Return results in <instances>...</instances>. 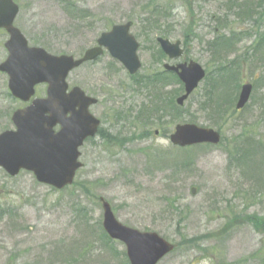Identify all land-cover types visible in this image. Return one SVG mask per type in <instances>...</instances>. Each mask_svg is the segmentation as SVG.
I'll return each instance as SVG.
<instances>
[{
	"label": "rangeland",
	"instance_id": "1",
	"mask_svg": "<svg viewBox=\"0 0 264 264\" xmlns=\"http://www.w3.org/2000/svg\"><path fill=\"white\" fill-rule=\"evenodd\" d=\"M15 1L16 26L30 46L54 56L79 59L102 32L133 21L140 78L162 70L158 37L181 41L185 61L208 72L223 65L238 71L222 68L228 81L215 98L209 76L179 118L160 113L155 96L108 53L73 71L70 88L98 100L91 113L101 130L81 148L84 167L63 191L40 185L31 173L12 179L0 169V264H127L124 245L102 232L99 198L126 227L176 245L159 264H264L263 0ZM216 37L232 48L227 59L207 53ZM6 40L0 33V64ZM7 83L0 74V133L13 130L10 118L24 107ZM243 83L253 93L235 114ZM45 91L41 86L35 97ZM146 105L151 114L139 121ZM179 123L218 131L221 144L174 149L168 136Z\"/></svg>",
	"mask_w": 264,
	"mask_h": 264
},
{
	"label": "water",
	"instance_id": "2",
	"mask_svg": "<svg viewBox=\"0 0 264 264\" xmlns=\"http://www.w3.org/2000/svg\"><path fill=\"white\" fill-rule=\"evenodd\" d=\"M19 11L13 0H0V30L9 34L5 43L8 58L0 65V72L9 77L8 87L12 96L27 103L34 95L37 84L49 85L48 99H37L25 110L13 115L16 132L6 131L0 135V167L15 177L20 170L34 173L39 183L63 189L71 185L79 163V148L88 137L96 133L99 122L89 116V108L96 100L89 99L75 88L67 94L66 79L69 72L82 63L97 59L106 48L110 54L123 63L134 74L140 68L137 57L138 44L129 35L131 23L114 26L110 33H104L98 41L99 48L91 49L82 60L73 57H53L39 48H29L22 33L14 26ZM161 48L171 59L182 55L180 42L171 44L159 40ZM165 69L178 74L185 85L186 95L178 99L183 104L204 78V71L195 63ZM237 109L249 101L252 87L245 85ZM60 126L55 133L54 127ZM171 143L189 147L202 143L219 144L220 135L213 130L195 125H179ZM103 202V201H102ZM105 229L112 238L121 240L127 246L130 264H157L173 247L156 233H139L116 223L110 207L103 202Z\"/></svg>",
	"mask_w": 264,
	"mask_h": 264
},
{
	"label": "trees",
	"instance_id": "3",
	"mask_svg": "<svg viewBox=\"0 0 264 264\" xmlns=\"http://www.w3.org/2000/svg\"><path fill=\"white\" fill-rule=\"evenodd\" d=\"M67 2V0H66ZM135 84L137 86H139L140 88H144L146 90H148L152 95L155 96V100L154 102H156V100H158L159 105H157L158 107V111H160V113H165L166 110V105H167V101L171 103H174L173 101V94L167 95L169 94L168 92H166V88L172 86L174 83L176 84L177 80L175 78H172L170 76H165V75H155L154 78H150V77H145V78H138L136 80H134ZM167 96V97H166ZM163 104V105H161ZM151 107L146 105L144 106L141 111L139 112L140 117L142 118H146L149 114H151V110H149ZM208 108V107H206Z\"/></svg>",
	"mask_w": 264,
	"mask_h": 264
},
{
	"label": "flooded vegetation",
	"instance_id": "4",
	"mask_svg": "<svg viewBox=\"0 0 264 264\" xmlns=\"http://www.w3.org/2000/svg\"><path fill=\"white\" fill-rule=\"evenodd\" d=\"M157 134V133H156Z\"/></svg>",
	"mask_w": 264,
	"mask_h": 264
}]
</instances>
